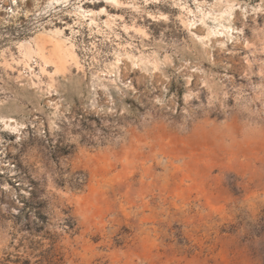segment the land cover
Returning a JSON list of instances; mask_svg holds the SVG:
<instances>
[{
    "label": "rangeland",
    "instance_id": "374dc122",
    "mask_svg": "<svg viewBox=\"0 0 264 264\" xmlns=\"http://www.w3.org/2000/svg\"><path fill=\"white\" fill-rule=\"evenodd\" d=\"M15 1L0 264H264V0Z\"/></svg>",
    "mask_w": 264,
    "mask_h": 264
},
{
    "label": "bare ground",
    "instance_id": "6f19581e",
    "mask_svg": "<svg viewBox=\"0 0 264 264\" xmlns=\"http://www.w3.org/2000/svg\"><path fill=\"white\" fill-rule=\"evenodd\" d=\"M7 1V0H6ZM13 1V0H12ZM15 1V0H14ZM5 2V1H4ZM9 2V1H8ZM16 2V1H15ZM23 2V1H21ZM13 3V2H12ZM18 3V2H17ZM231 4V3H230ZM10 5V4H8ZM13 5V4H12ZM199 7V6H198ZM201 7V6H200ZM199 7V9H200ZM11 9V8H10ZM13 9V8H12ZM6 10V9H5ZM20 10V9H19ZM232 10V6H228V8L226 9V11L224 13L226 14H230ZM13 11V10H12ZM18 13V12H17ZM14 15V14H13ZM202 17V16H201ZM218 32V31H217ZM221 33V31H219ZM50 37V36H49ZM41 39V38H40ZM219 40V38H218ZM42 44L38 47V54L42 55L43 61L46 64L49 63H53L55 64V67L58 71H63L65 69H67V67L69 66V62L71 61H76V57L73 53H71L69 50H64V48H62L61 44H56L54 46V48L48 52V54H45V40L42 39ZM48 41V40H47ZM46 41V42H47ZM217 41V40H216ZM223 41V40H222ZM49 42V41H48ZM34 48V47H33ZM26 55L30 57L31 55V50L27 49L26 50ZM29 57H26L28 59H30ZM40 58V56H39ZM44 65V66H45ZM57 71V72H58ZM57 74V73H56ZM226 133H228V135L232 134L231 128L226 127L225 130ZM254 132H257L256 134H258L260 132V129H256ZM253 134V133H250ZM232 138V137H231Z\"/></svg>",
    "mask_w": 264,
    "mask_h": 264
}]
</instances>
